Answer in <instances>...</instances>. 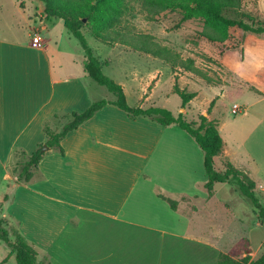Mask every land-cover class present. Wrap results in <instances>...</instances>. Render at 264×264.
Wrapping results in <instances>:
<instances>
[{
    "label": "crops",
    "instance_id": "obj_1",
    "mask_svg": "<svg viewBox=\"0 0 264 264\" xmlns=\"http://www.w3.org/2000/svg\"><path fill=\"white\" fill-rule=\"evenodd\" d=\"M257 5L261 11L260 0ZM36 16L41 20L34 31H44L46 14ZM244 33L246 39L238 47L230 39L206 38L198 46L248 85L222 87L219 96L232 92L238 101L230 108L220 107L217 97L208 118L217 121L225 142L215 165L222 170V162L229 160L244 171L262 191L259 199L264 205V37L243 30L238 36ZM33 37L34 33L21 34L16 28L0 32V214L16 221V230L36 248L39 262L217 264L219 254L244 237L250 241L253 258L264 252L263 240L254 247V233L264 222L252 217L250 201L236 186L216 183L208 196L204 153L184 129L145 116L131 118L114 104L70 131L61 141L64 153L48 150L38 165L42 178L19 183L10 168L14 150L32 154L46 140V120L56 112H81L95 100L112 98L91 84L81 45L75 55L65 50V63L56 42L52 46L43 35L39 42ZM96 56L105 62L103 67L108 65L109 60ZM167 65L174 85L176 75L183 74ZM162 72L149 69L144 75L135 66L124 70L118 83L127 101L130 95L135 99L131 106L144 107L145 100L151 101L163 82ZM192 91L198 98L200 91ZM215 95L211 93L209 101ZM235 103L243 104L247 112L235 114ZM225 184L230 197L219 192ZM158 189L177 199L176 209L158 196ZM179 197L197 202L184 203L186 209L181 211ZM14 256L11 253L0 264H9Z\"/></svg>",
    "mask_w": 264,
    "mask_h": 264
},
{
    "label": "trees",
    "instance_id": "obj_2",
    "mask_svg": "<svg viewBox=\"0 0 264 264\" xmlns=\"http://www.w3.org/2000/svg\"><path fill=\"white\" fill-rule=\"evenodd\" d=\"M45 4L44 13L48 19H62L68 31L75 36L85 51L83 66L88 75L100 85L104 86L112 98L95 100L84 111L70 113L56 112L51 119L46 120L44 131L46 140L40 143L32 154H26L21 149L14 150V157L21 159L10 168L19 183L28 184L34 179L42 178L39 171V162L49 151H43V146L48 145L49 150H58L64 153L62 139L72 130L90 119L96 112L107 104H114L128 113L131 118L138 116L149 117L162 125H177L184 129L200 146L204 153V166L208 175L205 183L208 196L213 195L216 183L229 182L236 186L242 196L250 201L256 218L264 222V205L255 193L256 182L244 171L235 167L229 160L223 161V169L215 165V157L224 149V139L220 134L218 123L209 119L204 114L200 120L190 121L185 119L183 113L175 115L170 109L161 106H131L126 97L123 86L103 71L105 62L100 60L92 47L88 44L83 32V27L91 25V34L96 39L105 43H120L135 51L151 55L169 64L174 72L191 73L199 76L210 84L216 81L196 64L192 56L185 57L180 51L163 44L156 36L148 33L133 31L127 25L121 26L122 16L129 9V0H42ZM151 18L167 10H179L182 13L180 21L193 18H203L205 24L212 31L203 30L201 36L213 42H224L229 36L231 27H238L245 32L257 34L264 33V20L242 17H233L226 14V10L239 9L243 0H139ZM176 75L173 91L182 99L185 107L196 95L195 91L181 88ZM216 98L212 99L207 111L210 113L215 105ZM63 120L60 130L51 127V121ZM158 196L166 200L173 209L177 208V199L167 193L157 190ZM9 195L5 196L8 199ZM0 239L9 247V254L0 262H6L11 253H16L18 264H43L37 260V250L18 231L11 230L5 220L0 218ZM250 241L242 238L229 251L221 252L217 264H264V252L256 258L251 256Z\"/></svg>",
    "mask_w": 264,
    "mask_h": 264
},
{
    "label": "rangeland",
    "instance_id": "obj_3",
    "mask_svg": "<svg viewBox=\"0 0 264 264\" xmlns=\"http://www.w3.org/2000/svg\"><path fill=\"white\" fill-rule=\"evenodd\" d=\"M257 1L258 0H243L242 6L239 9L226 10V14L233 17H242L247 21H250V18L264 20V0H260L259 7L261 11L258 10ZM21 3H23V5H21ZM43 11L44 2L42 0H0V32L5 33L12 31V28H16L21 34L26 32L34 33V28L40 27L41 20V18H38L36 15H43ZM181 17V11L167 10L155 15V18H151L147 10L142 6L141 1L129 0V9H127L122 16L121 26L127 25L133 31L152 34L163 44H167L180 51L185 57H194L196 64L199 67L208 69V73L212 76L214 81H216L215 84H210L199 76L190 73L185 74V72H183L182 76L178 75L180 77L178 83L181 88H185L187 91H192V89L200 91L198 98L194 97L195 100H193V102H191V100L185 107L181 106V97L173 91V83L168 75V65L165 64V62L151 55L135 51L123 44L113 42L112 44L108 43L112 46H118L120 51L123 49L128 50L122 54L118 49H115L92 36L91 25L89 24L83 27V32L87 38L88 44L94 49L95 54L103 60H109L108 65L103 67V71L111 78L116 77L113 79L117 82H119L120 79L123 80L122 74L124 70H133L134 66L136 69L143 72L144 75L149 69H160L163 71L162 75H164V77L162 84L157 91L154 92L151 101H144V107L151 105L161 106L175 111L176 114L180 112L183 113L187 120L199 122L200 115L207 111L210 105L211 100L209 101V95L211 93H217V96L215 95L216 99L217 97H220L221 101L218 104L220 107L228 106L230 108L234 100L238 101L236 94L230 92V94L225 95L226 97L219 96L218 93L222 90L221 88L223 87L226 89L227 86L247 88L248 85L237 79L228 69L224 68L218 59L200 49L198 45L200 44V41L205 38L201 36V32L203 30L212 31V29L207 27L204 19L199 17L180 21ZM43 23L47 28L44 31H41V35H43L44 38L49 39L52 46H54L55 42L60 46L65 63H67V58L64 52L66 49H69L74 51L75 55L76 46L81 48L78 39L68 32L60 18L55 17L48 19L47 17H44ZM241 31L242 29L238 27H231L228 30L227 35L229 36L228 39L231 40V45L235 46L237 44L236 47H238L240 43L246 39L245 36H247V33H244V36H238V32ZM248 33L250 34L252 32ZM257 36L264 37V33L257 34ZM76 50L79 53V50ZM56 63V61L53 62V64ZM78 66L80 71H82L83 66L81 62ZM203 81L206 82L207 86L202 87V84H205ZM90 82L93 86H96V88H103L102 90L112 97L111 93H109L105 87L99 85L93 80ZM128 102L130 105H135V99L131 95ZM224 115H228V112H225ZM207 117H209V115ZM62 123L63 120L51 121V127L60 126ZM223 133L224 136L229 135L227 129L223 130ZM20 159V156H15L12 159L10 164L12 165V168L15 166V162ZM217 163L219 165V161ZM219 192L224 195L228 194V197H230V190L227 184H225L222 191ZM255 193L258 198L262 197V191L259 188H256ZM178 200L181 211H185L186 209L184 203L192 205L197 202V200L189 199L188 197H179ZM252 217L255 220H258L255 212L252 214ZM0 218L5 220V224L11 230H16V221L7 220L1 214ZM254 237V247H257L258 243L262 240L264 243V223L261 227H257ZM8 251L9 248L6 243L0 240V260L6 257ZM9 264H17L15 256Z\"/></svg>",
    "mask_w": 264,
    "mask_h": 264
},
{
    "label": "built area",
    "instance_id": "obj_4",
    "mask_svg": "<svg viewBox=\"0 0 264 264\" xmlns=\"http://www.w3.org/2000/svg\"><path fill=\"white\" fill-rule=\"evenodd\" d=\"M33 38H34L35 42H39L42 39L41 31L35 30ZM233 112L235 114H239V113H246L247 111H246V108L243 105L235 103L233 105Z\"/></svg>",
    "mask_w": 264,
    "mask_h": 264
},
{
    "label": "water",
    "instance_id": "obj_5",
    "mask_svg": "<svg viewBox=\"0 0 264 264\" xmlns=\"http://www.w3.org/2000/svg\"><path fill=\"white\" fill-rule=\"evenodd\" d=\"M203 114L205 116H208L209 115V112L208 111H205V112H203ZM42 149H43V151H48L50 148H49L48 145H44Z\"/></svg>",
    "mask_w": 264,
    "mask_h": 264
}]
</instances>
